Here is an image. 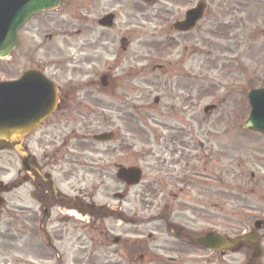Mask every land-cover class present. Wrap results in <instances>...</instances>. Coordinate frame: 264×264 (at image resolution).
I'll return each mask as SVG.
<instances>
[{
  "label": "flooded vegetation",
  "instance_id": "af4514ba",
  "mask_svg": "<svg viewBox=\"0 0 264 264\" xmlns=\"http://www.w3.org/2000/svg\"><path fill=\"white\" fill-rule=\"evenodd\" d=\"M73 1L64 0L61 7ZM181 1L127 0L126 3L133 8L138 4L140 13L153 14L155 20L161 16V10L174 16L172 21L165 24L169 30L165 41L170 45L180 44L181 56L185 60H172L171 55L163 52L159 45L155 48L157 53L150 65L157 73L156 77H159L156 79L158 86L155 83L160 88L157 96H186L185 107L188 111L189 96L193 95V37L203 36L202 54L208 55V34L212 29L206 11L210 9L211 3L210 0H203L204 14L194 28L176 31L173 29L174 24L184 20L187 11L194 7L193 0H185L192 6H186L184 10H178L177 6L169 8L174 3L181 5ZM102 2L99 0V4ZM155 6L162 8L155 9ZM110 13L114 15L116 24L120 16L119 9L107 10L95 20V25L102 32L101 38L95 40L96 46L106 43L113 47L117 43L112 35L105 37L116 25L113 28L100 25V19ZM48 15L49 12H44L22 23L15 35L10 56L0 59V83L16 82L27 70L37 69L54 79L59 89L57 106L52 114L37 119L17 143L9 140L0 142V169L11 173L8 181L0 178V211L25 213L31 217L30 223L34 225L41 216L46 231V245H41V249L47 257L56 259L57 264H264V236H259V256L254 255L249 241L242 240L219 250L204 245L202 240L207 241L205 236L210 232L219 235L221 240L216 245L223 246L222 238L230 242L253 228L242 231L243 227L237 221L234 225L229 224L233 227L227 228L221 216L216 219V224L206 217L210 211L218 210L221 213L224 209L220 200L210 202L204 199L210 193L219 198L224 190V154L222 150L210 148L206 142H201L197 148L199 150L194 152L192 141L188 140V121L185 125H178V130L185 136L173 141L187 142L185 154L176 147L174 149L172 145L176 144L167 140L157 141V150L150 144L151 151H147L146 143H142L138 151V158L156 156L155 173L150 177L144 175L145 178L138 185L143 195L152 193L155 196L152 201L158 203L159 208L155 215L156 221H145L137 212L129 209L131 186L119 178L118 172L121 167L141 162L132 161L134 157L130 156L129 141L122 132L124 127L128 128L123 126L121 131L115 126L103 127L98 132L115 130L116 135L107 141L95 140L94 135L98 132H91L94 125L86 117L98 113V109L92 108L93 96H120L117 90L121 89L129 90L123 96H143L144 92H138L135 83L131 85L124 81L131 73L142 74L146 67H126L127 54L135 40L133 33L128 30L118 39L121 51L109 57L104 80L93 78L85 82H90L97 91L95 89L88 96H81V93L59 85L55 77L33 62L34 51L41 48L47 36L52 39ZM214 19L215 27L219 26L222 17ZM214 22L212 25H215ZM154 25L148 27L158 28L159 22ZM75 32L78 35L80 30ZM62 34L66 35V32L62 31ZM140 37H137L138 42L141 41ZM37 38H40L39 42ZM20 55L24 63L19 60ZM142 57L140 55L139 59ZM204 64L207 65L206 62ZM78 86L81 89L80 83ZM176 87L183 94L177 93ZM109 110L112 111V105ZM106 119V123L112 122L113 116H107ZM17 145L23 153L17 150ZM198 154L200 156L196 157ZM211 183L213 186H210ZM55 211H58L57 220L60 224L50 231L49 224ZM193 213L205 217L202 221L194 220ZM5 224L0 221V256L14 250L13 241L9 240L8 243L6 240L13 237L6 235L18 230L16 226H3Z\"/></svg>",
  "mask_w": 264,
  "mask_h": 264
},
{
  "label": "rangeland",
  "instance_id": "374dc122",
  "mask_svg": "<svg viewBox=\"0 0 264 264\" xmlns=\"http://www.w3.org/2000/svg\"><path fill=\"white\" fill-rule=\"evenodd\" d=\"M198 1L193 0L192 5L196 6ZM126 2L127 0L113 3L103 0L99 4V0H75L49 13V32L52 33V39L47 36L41 48L34 51L33 62L55 77L62 87L79 92L81 96H88L95 89L97 91V88L91 86L90 82H85L93 78L100 79L101 74L107 70L106 65L109 57H112L111 54H119L121 51L118 39L128 30L131 31L135 40L127 54L126 67H146L142 74L131 73L124 81L131 85L135 83L134 87L139 89L137 91L144 94L123 96L129 90L121 89L117 90L120 96H93L92 108L98 109V113L85 115L94 125L91 132L101 131L103 127L127 126L128 129L124 127L122 132L129 141L130 154L134 153L132 161L141 162L150 177L155 173L156 156L138 158L142 143H146L147 148L152 144L157 150L156 142L159 140H179L185 133L178 130V125H185L188 121V140L192 141L194 152L201 142H206L210 148L222 150L224 154L225 186L220 193L222 196L218 198L210 193L209 197L204 198L210 202L220 200L224 209L221 213L218 210L210 211L206 217L216 224V219L221 216L227 228L233 227L236 221L241 223L242 231L247 226L252 228L256 219L264 218V134L244 130L242 125L250 112L248 90L264 87V0H210L211 7L206 11L212 29L208 34V55L202 54L203 36L193 37V95L189 96L188 111L185 107L186 96H158L159 103L154 102L160 93L156 81L159 77H156L157 73L152 64L150 65L154 62L152 55L157 53L155 48L160 45L162 51L171 55L174 61L185 60L181 56L180 44L170 45L165 41L166 33L169 32L165 24L172 21L174 16L161 10V16L155 20L153 14L149 16L140 13L138 4L133 8ZM180 4L174 3L169 8L177 6L178 10H184L186 6H192L185 0ZM154 8L159 9L162 6ZM111 9H119L120 16L115 29L105 37L112 35L117 43L113 47L106 43L96 46L95 40L101 38L102 32L95 25V20ZM217 16L222 19L219 26L215 27L214 18ZM158 22V28L153 27ZM213 22L215 25H212ZM150 24L153 26L148 27ZM224 26L226 28L223 30ZM76 30H80L78 35ZM139 35L141 42H138ZM39 41L40 38H37V42ZM139 44L142 47H137ZM140 55L143 57L139 59ZM18 57L21 62H25L21 55ZM78 83L81 84V89ZM175 91L183 94L177 87ZM212 103L218 104V108L205 113V106ZM111 105L112 111L109 110ZM107 116H113L112 122L106 123ZM173 144H176L172 145L174 149L176 147L185 154L186 141ZM10 177L11 173L0 169V178L8 181ZM210 186H213L212 183ZM141 190V187L131 188L128 207L131 211H137V215L147 218L150 214L158 213V203L152 201L155 198L152 193L143 195ZM56 212L58 211H55L50 220L51 230L60 224ZM192 215L198 221L205 217L196 213ZM0 221L7 223L3 226H16L18 229L14 234L6 235L13 237L6 240L8 243L9 240L13 241L14 250L4 252L5 256H0V264H52V257H47L41 249L37 220L34 225L30 223L31 217H27L25 213H8L7 210H2ZM260 233L264 236V228Z\"/></svg>",
  "mask_w": 264,
  "mask_h": 264
},
{
  "label": "water",
  "instance_id": "95a60500",
  "mask_svg": "<svg viewBox=\"0 0 264 264\" xmlns=\"http://www.w3.org/2000/svg\"><path fill=\"white\" fill-rule=\"evenodd\" d=\"M60 2L61 0H0V57L8 55L19 25L43 9L57 7ZM201 11L202 4L190 11L188 21L183 23L182 29L193 25L201 16ZM57 92L54 81L37 70L26 71L16 82L1 83L0 142L10 140L17 143L29 131L33 123L37 122V119L49 115L56 105ZM248 98L252 111L244 128L264 133V88L249 90ZM37 110L41 114H36ZM17 148L21 149L19 145ZM120 176L133 184L140 181L141 171L137 168H124ZM247 239L252 238L249 236Z\"/></svg>",
  "mask_w": 264,
  "mask_h": 264
},
{
  "label": "bare ground",
  "instance_id": "6f19581e",
  "mask_svg": "<svg viewBox=\"0 0 264 264\" xmlns=\"http://www.w3.org/2000/svg\"><path fill=\"white\" fill-rule=\"evenodd\" d=\"M36 114H38V115H39V114H41V113H39V112H38V110H37V111H36Z\"/></svg>",
  "mask_w": 264,
  "mask_h": 264
}]
</instances>
